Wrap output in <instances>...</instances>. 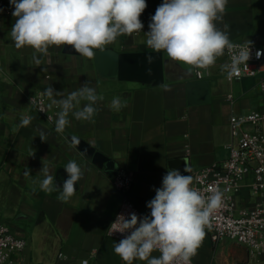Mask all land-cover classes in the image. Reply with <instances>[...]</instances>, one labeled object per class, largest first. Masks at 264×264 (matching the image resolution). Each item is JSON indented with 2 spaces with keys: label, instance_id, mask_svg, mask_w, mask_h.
I'll use <instances>...</instances> for the list:
<instances>
[{
  "label": "crops",
  "instance_id": "1",
  "mask_svg": "<svg viewBox=\"0 0 264 264\" xmlns=\"http://www.w3.org/2000/svg\"><path fill=\"white\" fill-rule=\"evenodd\" d=\"M162 2L146 0L147 7L140 16L143 29L118 37L104 49L117 53L153 51L146 45L145 33ZM13 11L10 0H4L0 6V223H7L27 240L26 248L15 257L26 264H81L83 259L89 264H125L113 251L120 240L107 235L121 203V194L113 184L115 172L132 174V198L143 216L148 215L147 202L155 197V189L162 186L168 170L187 166L192 171L181 174L190 175L229 156L231 116L264 110V71L229 79L221 67L227 63L225 51L201 79L194 71L190 76L181 62L171 59L162 81L139 75H108L97 68L95 55L88 59L65 50L63 45L50 46L46 55L35 53L41 59L37 66L34 50L16 49L11 40L10 30L16 20ZM217 27L227 31L232 42L261 44L264 0H228ZM198 80H208V89L191 83ZM86 82L104 99L94 106L97 113L90 122L76 120L70 113V124L63 133H56L55 121L29 101L30 95L43 94L49 86L67 95ZM230 93L232 99L228 98ZM116 96L127 101L119 112L110 108ZM26 115L33 119L21 127ZM38 130L46 133V141L37 136ZM72 136L108 156L117 169L94 162L91 154L77 144L73 146ZM179 158H185L186 163H172ZM72 160L84 174L75 185V194L68 202H61L57 196L62 189L46 193L39 188L44 178L40 170L47 165L54 183L62 188L68 178L64 167ZM26 170L30 176L25 175ZM251 178L250 174L247 179ZM257 198L245 188L238 204L249 206ZM226 241L214 242L206 231L192 261L229 264L247 258L243 245L236 243L237 250H227L223 245ZM133 264L147 262L135 260ZM256 264H264V254Z\"/></svg>",
  "mask_w": 264,
  "mask_h": 264
},
{
  "label": "clouds",
  "instance_id": "2",
  "mask_svg": "<svg viewBox=\"0 0 264 264\" xmlns=\"http://www.w3.org/2000/svg\"><path fill=\"white\" fill-rule=\"evenodd\" d=\"M227 3L228 0H163L151 17L149 31L145 33L146 45L189 69L210 68L227 50L230 62L222 65V70L229 79L238 76L240 66L252 58V41L235 44L227 31L217 27V22L223 20ZM10 4L16 18L10 30L11 40L16 49H33V62L37 66L41 65V59L35 53L46 55L50 46L68 45L82 57L93 58L95 49L102 51L118 37L140 32L144 27L140 16L147 7L146 0H10ZM262 55L264 51L255 52L256 59ZM153 62L149 56L148 65ZM146 71L151 74L150 67ZM43 95L50 100L49 107L60 109L55 120L56 133H63L70 124V113L76 120L92 121L97 113L94 106L104 99L90 82L67 95L49 86ZM82 101L86 103L81 107ZM126 106L127 101L119 96L110 102V108L116 112ZM32 119L22 118L20 126H28ZM37 136L46 141L44 131L38 130ZM72 141L75 146L77 137L73 136ZM64 168L68 178L58 188L55 177L43 164L40 173L44 178L39 181V188L46 193L62 189L57 199L68 202L84 173L75 160ZM191 171L185 166L184 172ZM25 175L30 176V171L26 170ZM192 184L191 175L170 169L162 179V186L155 189V197L147 202L148 215L139 217L134 212L127 218L117 215L110 226V235L126 234L113 247L125 264H133L135 260L147 264H191L206 236L205 229L210 227L211 216L223 200L220 190H212L205 196ZM154 252L159 256H153Z\"/></svg>",
  "mask_w": 264,
  "mask_h": 264
},
{
  "label": "built area",
  "instance_id": "3",
  "mask_svg": "<svg viewBox=\"0 0 264 264\" xmlns=\"http://www.w3.org/2000/svg\"><path fill=\"white\" fill-rule=\"evenodd\" d=\"M0 6H4V0H0ZM235 44L243 45L245 43ZM252 58L240 66V74L234 78L244 76H257L264 71V55L260 59L255 58L257 50L264 51V41L261 44H252ZM227 63L230 55L226 50ZM197 78L204 77L206 69L193 68ZM264 88V82L261 83ZM229 99L233 98L230 93ZM30 103L50 121L57 117V106L49 107L46 96L41 93L29 96ZM25 117H29L26 115ZM230 130L232 141L230 143L229 156L220 162L202 167L192 172V187L208 196L212 190H220L223 193L221 206L215 210L210 219V227L205 231L209 233L214 242L224 239L235 240L247 250V258L233 260L229 264H256V261L264 254V110H255L246 114L232 115L230 118ZM252 178L248 180V176ZM113 184L121 194L119 209L112 219L115 221L118 214L128 217L129 213H135L139 217L143 214L139 206L132 198L133 176L126 170H118L113 176ZM257 195V200L249 206H240L238 196L243 189ZM109 237L121 240L126 234L114 232ZM27 245V240L17 234L7 223H0V264H26L22 259L15 257L22 252ZM88 259H83V261ZM191 264H195L193 261Z\"/></svg>",
  "mask_w": 264,
  "mask_h": 264
},
{
  "label": "water",
  "instance_id": "4",
  "mask_svg": "<svg viewBox=\"0 0 264 264\" xmlns=\"http://www.w3.org/2000/svg\"><path fill=\"white\" fill-rule=\"evenodd\" d=\"M65 50L75 52V50L68 45H65ZM149 56L153 57L154 61L151 65H148L147 63V58ZM169 60L170 58H168L167 55L163 52L156 53L154 51H142L117 53L116 51L111 49L95 51L96 66L102 73L108 75L118 74L119 76L139 75L143 78H146L147 80L156 79L162 81L165 75V66ZM181 64L182 67H184L191 73V76L193 74L192 72L194 71L193 68L189 69V67L184 65L182 62ZM148 67L151 68V74L146 71ZM191 83L205 86L206 89H208L209 87L208 80L192 81ZM77 139L78 143L76 144L81 149L91 154L93 156L94 162L99 165H103L105 163L106 168L109 169H117L114 165V161L110 160L108 156L104 155L100 151H96V149L88 145L80 138ZM172 163H179V166H181V163H186V159L179 158ZM182 168L183 167H179L178 170H180V172H184V169Z\"/></svg>",
  "mask_w": 264,
  "mask_h": 264
},
{
  "label": "rangeland",
  "instance_id": "5",
  "mask_svg": "<svg viewBox=\"0 0 264 264\" xmlns=\"http://www.w3.org/2000/svg\"><path fill=\"white\" fill-rule=\"evenodd\" d=\"M227 241L225 242V244H223L227 250H229L230 247H232L234 250L238 249L237 243L235 240H231V239H226ZM237 243V244H236ZM241 245V244H239Z\"/></svg>",
  "mask_w": 264,
  "mask_h": 264
}]
</instances>
